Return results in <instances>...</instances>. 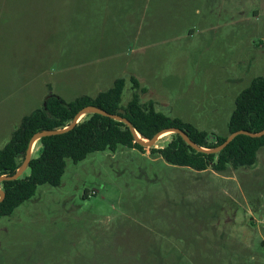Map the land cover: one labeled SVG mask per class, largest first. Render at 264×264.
Here are the masks:
<instances>
[{
	"label": "rangeland",
	"instance_id": "obj_1",
	"mask_svg": "<svg viewBox=\"0 0 264 264\" xmlns=\"http://www.w3.org/2000/svg\"><path fill=\"white\" fill-rule=\"evenodd\" d=\"M256 76L264 0H0V148L49 93L94 97L121 77V105L137 92L226 137ZM256 157L220 173L149 148L66 159L58 186L0 217V264H264V147Z\"/></svg>",
	"mask_w": 264,
	"mask_h": 264
},
{
	"label": "trees",
	"instance_id": "obj_2",
	"mask_svg": "<svg viewBox=\"0 0 264 264\" xmlns=\"http://www.w3.org/2000/svg\"><path fill=\"white\" fill-rule=\"evenodd\" d=\"M130 80L133 88L138 87L134 78ZM124 86L125 79L117 78L110 88L98 92L94 97L81 95L69 102L49 93L40 108L21 118L9 140L0 148V176L15 173L34 133L67 126L77 111L88 105L127 119L141 137L151 138L163 129L178 128L204 148L215 147L224 141L225 137L198 130L189 123L157 111L152 100L142 102L137 92H133L130 99L121 105ZM227 126L228 134L237 130L258 132L264 127V76L253 77L248 86L238 93ZM37 142L39 148L37 155L29 160L26 169L28 174L24 172L16 180L0 182V189L4 192L0 201V217L10 215L15 208L30 199L38 185L58 186L66 159L76 163L90 153L115 151L118 146L144 150V147L134 142L131 131L124 123L95 113L85 115L71 130L42 137ZM261 147H264V135L250 137L239 134L218 153L207 154L193 150L178 134L171 133L168 143L159 148L150 147L149 153L173 166L188 167L195 171L210 168L220 173L227 166L233 169L253 166Z\"/></svg>",
	"mask_w": 264,
	"mask_h": 264
},
{
	"label": "water",
	"instance_id": "obj_3",
	"mask_svg": "<svg viewBox=\"0 0 264 264\" xmlns=\"http://www.w3.org/2000/svg\"><path fill=\"white\" fill-rule=\"evenodd\" d=\"M94 113L108 117V118L113 119L115 121H119V122L124 123L129 128V130L131 131V133L133 135L134 142H136L138 145H140L144 148L154 147V145L157 142V140L159 139L160 135L165 133V132L178 134L182 138V140L188 146H190L193 150H195L197 152L207 153V154L218 153L235 136H237L239 134L247 135L250 137H260V136L264 135V127L258 132H250V131H246V130H237V131L229 133L225 137L224 141L222 143H220L219 145L212 147V148H204V147H201V146L197 145L196 143H194L187 136V134L184 131H182L178 128L163 129V130L155 133L151 138L141 137L134 130L131 123L127 119H125V118H123L117 114L108 113L99 107H96L93 105H88V106L81 108L79 111H77V113L74 115L73 119L70 121V123L67 126H65L63 128H55V129H50V130L44 129V130H41V131L34 133L28 141V145H27L26 151L24 153V158H23L22 162L20 163L19 167L17 168V170L15 171V173L12 175H1L0 176V182L3 180H6V181L16 180L19 177H21V175L28 168V163H29V160L31 158V152H32L33 146L40 138L46 137V136L62 134L64 132H67V131L71 130L85 115L94 114ZM3 197H4V192H3V190L0 189V201L3 199Z\"/></svg>",
	"mask_w": 264,
	"mask_h": 264
}]
</instances>
